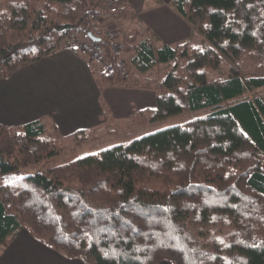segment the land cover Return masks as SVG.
Wrapping results in <instances>:
<instances>
[{
    "label": "trees",
    "instance_id": "trees-1",
    "mask_svg": "<svg viewBox=\"0 0 264 264\" xmlns=\"http://www.w3.org/2000/svg\"><path fill=\"white\" fill-rule=\"evenodd\" d=\"M127 0H114L130 14ZM104 0H0V78L65 47ZM192 26L154 47L145 30L122 37L131 75L102 70L100 87L151 89L156 108L114 119L119 142L46 169L24 167L93 142L94 128L62 134L49 115L0 122V245L22 227L85 264H264V0H172ZM107 46V40L100 37ZM251 51L258 66L232 64ZM168 72L156 79L157 66ZM258 95L246 96L249 90ZM207 110L135 137L157 120ZM112 119H105V123ZM108 125H106L107 127ZM113 132V131H112ZM115 133V131L113 132ZM123 135V134H122Z\"/></svg>",
    "mask_w": 264,
    "mask_h": 264
},
{
    "label": "crops",
    "instance_id": "crops-1",
    "mask_svg": "<svg viewBox=\"0 0 264 264\" xmlns=\"http://www.w3.org/2000/svg\"><path fill=\"white\" fill-rule=\"evenodd\" d=\"M130 14L106 15L102 26L119 37L149 31L153 45H175L187 39L192 26L173 7L172 0H127ZM130 53H125L128 63ZM101 64L86 53L66 47L24 65L0 78V122L19 125L49 115L59 131L68 135L98 126L105 119H126L135 110L155 109L151 89L119 84L100 87ZM0 264H85L36 240L22 227L0 245ZM158 264H171L163 260Z\"/></svg>",
    "mask_w": 264,
    "mask_h": 264
},
{
    "label": "rangeland",
    "instance_id": "rangeland-1",
    "mask_svg": "<svg viewBox=\"0 0 264 264\" xmlns=\"http://www.w3.org/2000/svg\"><path fill=\"white\" fill-rule=\"evenodd\" d=\"M232 64L242 76L254 75L258 72L257 62L251 51L243 52L240 58ZM167 72L168 69L166 65L160 63L154 72V76L156 77V79L162 80L166 76ZM261 92V89H252L249 90L246 96L258 95ZM206 111L207 110L205 109L195 111H183L181 113L171 115L167 118L150 122L143 127V130L133 133L130 136L126 135V138L130 139L129 137H135L143 133L154 131L156 129H160L166 126L183 123L197 115L205 113ZM106 125L108 126L106 127ZM120 126L122 125H119V123H116L113 120H111V122L109 123L102 122L98 126L92 127L96 129V132L98 134V137L93 142H88L74 148L71 151H65L50 158L42 159L24 168L28 173H33L39 170L46 169L52 165L65 162L85 154L93 153L98 151L99 149H103L107 146L115 144L119 142L120 137H124L125 133L133 128H121ZM112 131H115V133H113ZM6 182L7 181H4L2 178H0V184Z\"/></svg>",
    "mask_w": 264,
    "mask_h": 264
},
{
    "label": "built area",
    "instance_id": "built-area-1",
    "mask_svg": "<svg viewBox=\"0 0 264 264\" xmlns=\"http://www.w3.org/2000/svg\"><path fill=\"white\" fill-rule=\"evenodd\" d=\"M117 10L114 0H104V4L97 11L89 12L85 17V23L89 31L98 37L107 40V46L100 41L90 39L86 33L70 32L67 35L65 47L74 51L86 53L92 60L101 64L102 70L117 72L122 81L131 75V68L125 59V43L118 34L104 28L101 24L106 14Z\"/></svg>",
    "mask_w": 264,
    "mask_h": 264
},
{
    "label": "water",
    "instance_id": "water-1",
    "mask_svg": "<svg viewBox=\"0 0 264 264\" xmlns=\"http://www.w3.org/2000/svg\"><path fill=\"white\" fill-rule=\"evenodd\" d=\"M87 36L92 39V40H95V41H100V37L94 35L91 31H88L87 32Z\"/></svg>",
    "mask_w": 264,
    "mask_h": 264
}]
</instances>
